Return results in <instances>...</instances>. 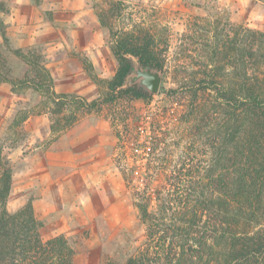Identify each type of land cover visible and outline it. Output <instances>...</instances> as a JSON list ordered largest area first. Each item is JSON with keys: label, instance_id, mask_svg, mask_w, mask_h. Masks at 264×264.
<instances>
[{"label": "rangeland", "instance_id": "374dc122", "mask_svg": "<svg viewBox=\"0 0 264 264\" xmlns=\"http://www.w3.org/2000/svg\"><path fill=\"white\" fill-rule=\"evenodd\" d=\"M11 1L0 0V175L9 163L8 210L31 203L43 241L63 236L73 264H125L141 253L147 237L137 191L151 199L154 211L156 192L173 167L202 159L195 122H185L192 94L169 91L191 83L194 73L197 82L203 78L198 73L210 61L218 35L233 38L239 27L264 32V0H87L79 10L36 0L22 5L32 26L18 34L10 30L9 17L18 9ZM37 24L53 26L55 36L44 26L33 28ZM122 31L150 32L166 43L160 92L150 101L119 100L117 107L89 111L69 98L56 105L31 84H20L41 65L57 94L103 99L118 66L111 51L114 35ZM5 80L14 81L16 91ZM115 113H123L125 121L113 124ZM140 128H148L150 139L146 150L136 152Z\"/></svg>", "mask_w": 264, "mask_h": 264}, {"label": "trees", "instance_id": "16d2710c", "mask_svg": "<svg viewBox=\"0 0 264 264\" xmlns=\"http://www.w3.org/2000/svg\"><path fill=\"white\" fill-rule=\"evenodd\" d=\"M165 46L150 32L115 34L111 51L118 63L116 73L107 82L103 99L92 102L57 94L50 72L41 65L34 77L20 84H31L56 105L69 98L71 104L89 111L103 105L117 107L119 100L148 102L153 96L136 85L125 88L133 70L130 57H137L144 67L165 71ZM210 47V61L198 73L203 78L197 82L194 73L191 83L169 91L192 94L185 122H195L202 138L196 150L202 159L173 167L165 186L156 192L154 211L151 199L137 191L147 237L141 253L125 264H264V32L239 27L233 38L218 35ZM88 73L98 82L91 66ZM5 82L16 91L14 81ZM124 116L115 113L111 120L117 125L125 121ZM144 130L138 132L136 152L148 148L150 134L148 128ZM130 131L126 127L125 132ZM117 136L119 143L124 142L126 136L120 130ZM2 168L0 264H73V253L63 236L43 241L42 223L31 203L9 212L13 170L9 163Z\"/></svg>", "mask_w": 264, "mask_h": 264}, {"label": "crops", "instance_id": "0c3cea01", "mask_svg": "<svg viewBox=\"0 0 264 264\" xmlns=\"http://www.w3.org/2000/svg\"><path fill=\"white\" fill-rule=\"evenodd\" d=\"M40 1H41V3L51 4L53 6L61 5L63 7V10H79V9L83 8L84 4L87 3V0H40ZM33 2H36V0H13V1H11V3L18 5V9L13 12L11 17H9V20H12V22H13L12 28H10L11 31L18 34V33L24 32L28 28H31L32 25H29L27 23V21H25L27 18V14H25V12H24L25 10H24L22 5L28 4V3H33ZM39 22L42 23L43 18H39ZM41 26H44L45 30L48 31L49 34H52L55 36V28L51 25H45V24L38 25L37 24V26H33V28H39ZM44 32L45 31H43V30L42 31L40 30L38 32H36V30H35L34 33L39 35V34H42ZM61 47L64 48V45H60L58 48H61ZM53 49H55V47ZM58 50H60V49H58ZM93 90L94 89H91V91H93ZM81 94H83V93H81Z\"/></svg>", "mask_w": 264, "mask_h": 264}, {"label": "water", "instance_id": "95a60500", "mask_svg": "<svg viewBox=\"0 0 264 264\" xmlns=\"http://www.w3.org/2000/svg\"><path fill=\"white\" fill-rule=\"evenodd\" d=\"M133 63V70L125 80V85L129 82L132 86L137 87L142 91L157 95L160 92L163 74L159 69L151 66L144 67L137 57H130Z\"/></svg>", "mask_w": 264, "mask_h": 264}]
</instances>
